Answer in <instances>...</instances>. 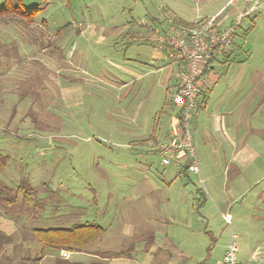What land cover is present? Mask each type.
<instances>
[{"label":"rangeland","instance_id":"rangeland-1","mask_svg":"<svg viewBox=\"0 0 264 264\" xmlns=\"http://www.w3.org/2000/svg\"><path fill=\"white\" fill-rule=\"evenodd\" d=\"M24 4L44 8L30 26L15 15H0V161L8 158L0 186L17 189L27 181L43 205L34 211L20 199L22 215L0 206V234L13 242L2 246L0 264H36L35 257H41L39 264H92L111 250L127 253L112 264H219L232 229L240 259L256 252L250 262L264 264V102L261 108L258 102L264 94L257 86L264 85V0ZM167 5L185 17L219 12L202 21V28L235 27V62H214L205 80L212 89L208 108L197 106L192 115L208 113V137L193 135L203 180L195 174L177 177L183 165L165 167L153 151L169 140L182 111L174 102L183 82L180 62L156 44L158 25L169 32L174 23ZM156 67L158 74L138 80ZM219 112L236 126L233 136L245 139L238 148L244 162L230 163L232 130L216 131L217 140L211 136ZM152 135L158 141H144ZM200 188L206 203L198 208L194 192ZM85 222L106 229L102 240L85 252L41 255L33 229Z\"/></svg>","mask_w":264,"mask_h":264},{"label":"trees","instance_id":"trees-1","mask_svg":"<svg viewBox=\"0 0 264 264\" xmlns=\"http://www.w3.org/2000/svg\"><path fill=\"white\" fill-rule=\"evenodd\" d=\"M44 1L47 3L49 0H44ZM43 9L44 8L40 6L27 9L25 7L24 0H3L2 5L0 7V15L2 16L15 15L17 17H20L22 22L30 26L32 25V22L35 20V18L39 15V13ZM172 19L174 21L175 26L188 29L190 31V34L193 31L202 29L203 27L201 25L202 21L188 22L181 19L176 14H172ZM158 26L161 30V33L168 32L167 29H165L166 27L165 28L162 27L161 23ZM227 28L228 27H225L224 30ZM218 30H220V28ZM212 32L218 33V31L216 30V26L214 24L209 30V33ZM156 44L158 45V40ZM232 47L233 46L230 45L222 53H216L210 55L208 60H205L204 62L201 63L200 74L199 77L197 78L198 84H201V87H199L196 95L197 106L199 110L202 108L201 106L202 103H200L201 102L200 98H204L206 102L207 101L206 99L209 97V94L212 91V89H209V85L205 81L206 76H208L211 70H213L211 66L214 64V62H219L221 65H225L227 63L228 64L234 63L235 59L234 60L231 59V57L234 54V50L232 49ZM229 48L230 50L228 52H225ZM165 52H168L169 56L172 59L176 57L178 62H180V64L178 65L179 67L178 72L184 74L187 71V61L184 59H178L177 58L178 51L174 50L171 45H167V49ZM202 79L204 80L203 84L200 83ZM181 114L182 111L180 110V112L177 114L176 121L179 122L181 120ZM149 140L158 141L155 135L149 136L144 141L148 142ZM153 151L157 152L158 149H155ZM7 159L8 158L5 157L3 161H0L1 169H5V163ZM182 174L189 177L188 166L186 164H184L182 169L178 172L177 177L181 176ZM194 194L196 195L195 200H197L196 203L198 208L203 207L206 203L205 194L203 190L201 188L196 189ZM20 199L22 205L25 204L27 206H31V208H33L34 211L38 210V208L43 205V200L42 199L40 201L38 200L37 191L27 181L21 182V184L17 187V189H11L4 185L0 186V206H2L6 212H14V215L16 214L22 215L18 209ZM105 230L106 229L99 224L85 222L81 224H75L67 228H48V229L36 228L33 229L32 232L36 237L37 241L41 244L42 246L41 255L44 256L43 254L46 252V250H49L50 252L53 253H60L61 250H66L68 252H85L90 245L102 240V237L105 234ZM10 242H11L10 237H4L2 234H0V250L2 249L3 245L9 244ZM12 243L13 242H11L10 244ZM126 256L127 253L124 251H118V252L107 251L101 253L102 258H120ZM31 259H34L36 264H39L41 257H35ZM105 260H109V259H97V262L92 264H108L105 262ZM57 264H86V263H75L63 259L62 261H57Z\"/></svg>","mask_w":264,"mask_h":264},{"label":"built area","instance_id":"built-area-1","mask_svg":"<svg viewBox=\"0 0 264 264\" xmlns=\"http://www.w3.org/2000/svg\"><path fill=\"white\" fill-rule=\"evenodd\" d=\"M169 23L172 21L170 20ZM170 27L168 33H159L158 41L162 47L167 45L174 47L178 51L177 58L187 61V71L182 76L183 82L179 85L174 97L175 104L182 107L183 117L174 124L169 140L159 146L158 151L162 157V165L165 167L174 165L180 169L181 165L186 164L189 174H195L201 178L191 129L192 115L197 107L196 95L199 89L197 78L204 58L207 59L212 54L222 53L231 45L235 27L230 26L222 32L209 33L210 26H206L191 34L188 29L177 27L174 23ZM224 219L227 224L232 226L231 215H224ZM237 240L238 236L232 229L230 242L220 264H252L240 261Z\"/></svg>","mask_w":264,"mask_h":264},{"label":"crops","instance_id":"crops-1","mask_svg":"<svg viewBox=\"0 0 264 264\" xmlns=\"http://www.w3.org/2000/svg\"><path fill=\"white\" fill-rule=\"evenodd\" d=\"M229 1V0H228ZM247 1V0H246ZM168 6V5H167ZM204 6H205V4H204ZM208 7H209V5H208ZM211 7V6H210ZM225 6H222L221 7V9L222 8H224ZM168 8V10H171L170 12H172L173 14H176L178 17H180L181 19L183 18V20L184 19H186V20H191V21H194V19L196 18L197 20L196 21H194V22H197V21H203V20H208V18H212V17H214V16H216L218 13H216L215 15H213V16H211V14H207L205 11L204 12H200V13H198L197 14V16H196V13H194V14H189V15H186L187 17H185L184 15H180V14H178L177 12H175V11H172L174 8H172L171 6H168L167 7ZM196 8V7H195ZM198 8V7H197ZM199 8H201L202 9V7H199ZM204 8H207L206 6L204 7ZM242 9V7H240L239 6V9ZM192 9H194V7H192ZM221 12V11H220ZM223 12V11H222ZM236 13H238V11H237V9L233 12V14L232 15H234V14H236ZM249 14V10H246V12H243L242 14H240L239 15V17H238V19L236 20V21H238L240 18H242V16H244L245 14ZM199 18V19H198ZM185 20V21H186ZM188 22H190V21H188ZM213 66V65H212ZM211 66V68H213ZM149 67V66H148ZM160 69L161 68H159V67H156V70H154V69H151V70H149L148 72H146L145 74H143V75H139V79L138 80H141V79H144V78H146V77H148L149 75H154V74H158L159 72H160ZM164 69V68H163ZM178 70V69H177ZM129 73H132V74H136V75H138L136 72H130L129 71ZM131 74V76L133 77L134 75H132ZM130 76V75H129ZM137 79V78H136ZM131 84H133V82H131V81H129V84L128 83H126L125 85H126V87H127V85H131ZM208 84V83H207ZM262 84V81L260 82V83H258L257 84V86L259 87V88H263V89H260L261 90V95L262 94H264V85H261ZM264 84V83H263ZM209 85V84H208ZM210 86V85H209ZM129 87V86H128ZM127 87V88H128ZM252 96V95H251ZM251 96H248L247 98H250ZM263 96V95H262ZM262 96H260L259 97V100H258V102H260L259 103V107L261 108L262 107V105H263V103L262 102H264V97H262ZM207 101L205 102V99L204 98H200V103H202L201 104V106H202V108L200 109V110H202V109H206V108H208V104H209V98H207L206 99ZM222 100V105H225L226 104V101H223V99H221ZM221 102V101H220ZM255 109H256V107H255ZM199 110V111H200ZM249 112H248V116H250L251 115V109H250V107H249ZM262 110H264V109H262ZM206 112V111H205ZM252 112H253V110H252ZM259 113V112H258ZM207 112L205 113V115H203L202 117H200V119L198 118V117H196L195 118V116L192 118V120H193V124L191 123V126H192V132H193V135H194V138H195V133L196 134H198V133H200V134H198V135H200V139L199 140H201V139H205V137H208V128H205L206 127V122H205V120H206V116H207ZM257 114V113H256ZM214 117H216L215 118V121H213V124L209 127L211 130H210V133H211V136L213 137V138H215L216 140H217V137H216V131H221V133H226V129H230V130H232L233 131V133H232V136H233V134H234V130L236 129V126L235 125H233V127H232V125L230 124H227V122H226V119H225V117H226V114H225V112H219L218 114L216 113L215 115H214ZM195 118V119H194ZM191 120V121H192ZM238 123L239 124H241V122L240 121H238ZM262 125H264V124H262ZM241 126H243V124L241 125ZM245 128H247V129H249V132H248V134H250V133H252V131L250 130V128H249V125L247 124V122L245 123ZM243 126V127H244ZM198 132V133H197ZM237 138H235L234 136L232 137V139L233 140H231V145H233V147L235 148V150H234V156H230L229 157V160H230V163H233V162H236V161H245V158H244V155H242L241 154V151L238 153V148H240L242 145L244 146V142H245V139L242 141L241 140V138H239L238 136H236ZM229 138H230V136H229ZM197 139H198V137H197ZM230 141V140H229ZM217 146V145H216ZM219 147H220V149H222V145H221V143L219 144ZM178 169V168H177ZM176 169V170H177ZM177 172H179V171H177ZM188 175H190L189 173H188ZM201 178H202V176H201ZM203 180V179H202ZM105 232H106V230H105ZM106 234V233H105ZM104 234V235H105ZM259 248V247H258ZM256 249V248H255ZM111 251H115V250H111ZM87 253V252H86ZM239 253H240V250H239ZM74 254H76V255H80V253H74ZM255 254H256V252H253L252 253V255H251V257L250 258H248V256H246V257H244L243 258V256L241 257V259H240V257H239V259H240V261L241 262H250L251 261V259H253V256L255 257ZM224 255V254H223ZM98 256V255H97ZM96 256V257H97ZM126 257H120V258H104V259H109V260H105V262L106 263H108V264H112V262L113 261H115V260H118V259H125ZM221 262V261H220ZM220 262H219V264H220Z\"/></svg>","mask_w":264,"mask_h":264}]
</instances>
